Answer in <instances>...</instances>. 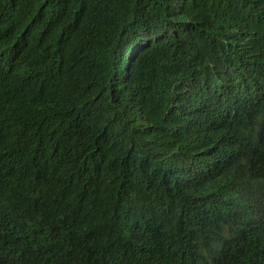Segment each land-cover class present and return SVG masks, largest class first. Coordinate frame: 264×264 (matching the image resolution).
Segmentation results:
<instances>
[{
	"label": "trees",
	"instance_id": "obj_1",
	"mask_svg": "<svg viewBox=\"0 0 264 264\" xmlns=\"http://www.w3.org/2000/svg\"><path fill=\"white\" fill-rule=\"evenodd\" d=\"M252 3L0 0V264H264Z\"/></svg>",
	"mask_w": 264,
	"mask_h": 264
},
{
	"label": "water",
	"instance_id": "obj_2",
	"mask_svg": "<svg viewBox=\"0 0 264 264\" xmlns=\"http://www.w3.org/2000/svg\"><path fill=\"white\" fill-rule=\"evenodd\" d=\"M249 13H254L255 9H253V5H246Z\"/></svg>",
	"mask_w": 264,
	"mask_h": 264
},
{
	"label": "clouds",
	"instance_id": "obj_3",
	"mask_svg": "<svg viewBox=\"0 0 264 264\" xmlns=\"http://www.w3.org/2000/svg\"><path fill=\"white\" fill-rule=\"evenodd\" d=\"M245 5H253L252 0H243Z\"/></svg>",
	"mask_w": 264,
	"mask_h": 264
},
{
	"label": "bare ground",
	"instance_id": "obj_4",
	"mask_svg": "<svg viewBox=\"0 0 264 264\" xmlns=\"http://www.w3.org/2000/svg\"><path fill=\"white\" fill-rule=\"evenodd\" d=\"M96 9V8H95ZM73 78V77H72ZM63 79V78H62ZM58 83V82H57ZM53 87V86H52ZM52 92V91H51ZM29 94V93H28ZM75 96V95H74ZM64 97V96H63Z\"/></svg>",
	"mask_w": 264,
	"mask_h": 264
}]
</instances>
